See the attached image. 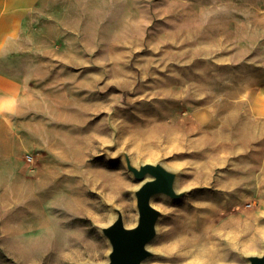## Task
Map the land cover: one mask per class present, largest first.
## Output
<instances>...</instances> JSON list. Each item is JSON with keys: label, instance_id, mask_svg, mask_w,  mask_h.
<instances>
[{"label": "rangeland", "instance_id": "rangeland-1", "mask_svg": "<svg viewBox=\"0 0 264 264\" xmlns=\"http://www.w3.org/2000/svg\"><path fill=\"white\" fill-rule=\"evenodd\" d=\"M262 13L264 0H48L0 66L12 102L0 113V264L105 262L115 208L126 226L137 219L124 153L178 177V197L151 198L149 264L261 253L264 119L250 102L264 84ZM212 166L228 195L203 190ZM203 196L228 201L216 239L194 209Z\"/></svg>", "mask_w": 264, "mask_h": 264}, {"label": "water", "instance_id": "water-1", "mask_svg": "<svg viewBox=\"0 0 264 264\" xmlns=\"http://www.w3.org/2000/svg\"><path fill=\"white\" fill-rule=\"evenodd\" d=\"M127 169L139 181L134 190L137 219L134 225L126 226L122 214L115 208L116 215L101 228L110 248L107 260L101 264H142L151 255L149 242L156 234V222L160 211L151 203L157 194L172 198L179 196L174 188L176 174L159 162H145L135 166L124 153ZM248 264H264V248L259 254L246 257Z\"/></svg>", "mask_w": 264, "mask_h": 264}, {"label": "crops", "instance_id": "crops-1", "mask_svg": "<svg viewBox=\"0 0 264 264\" xmlns=\"http://www.w3.org/2000/svg\"><path fill=\"white\" fill-rule=\"evenodd\" d=\"M48 0H0V66L9 61L11 40L25 34L28 21L39 15ZM264 15V13H262ZM0 73V83H5ZM0 85V113L10 114V93ZM251 113L264 119V84L260 85L250 102Z\"/></svg>", "mask_w": 264, "mask_h": 264}, {"label": "bare ground", "instance_id": "bare-ground-1", "mask_svg": "<svg viewBox=\"0 0 264 264\" xmlns=\"http://www.w3.org/2000/svg\"><path fill=\"white\" fill-rule=\"evenodd\" d=\"M224 167H210L204 175L203 179V190L206 189H211V190H218L221 191L224 194H229L232 192V186L226 184H218V178L215 176L218 171L223 170ZM178 177H176L175 182H174V188L175 190H178ZM208 199V200H205ZM195 212L201 214L202 219L199 220L202 227L201 231L206 237L207 240H212L216 239L218 237V232L215 230V223L216 221L219 220L220 216L227 215L229 214V205L228 201L225 200L224 202L221 203V205H218L214 200H212L210 197H202L200 201L196 203L194 206ZM116 213L114 214L113 217H115ZM226 217V218H227ZM225 222H228L226 220ZM228 219V218H227ZM223 235L219 237V240L223 242L224 244H228L230 239H229V231L227 229H224ZM149 248V244L147 245ZM152 259V257H147L142 264H149V260Z\"/></svg>", "mask_w": 264, "mask_h": 264}]
</instances>
